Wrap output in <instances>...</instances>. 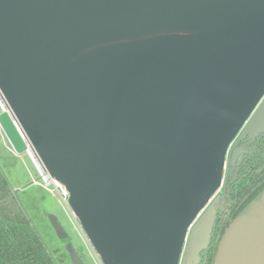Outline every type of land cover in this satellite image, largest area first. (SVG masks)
<instances>
[{"label": "water", "instance_id": "1", "mask_svg": "<svg viewBox=\"0 0 264 264\" xmlns=\"http://www.w3.org/2000/svg\"><path fill=\"white\" fill-rule=\"evenodd\" d=\"M193 1L0 0V128L71 188L107 264H177L185 228L223 180L242 105L254 103L244 136L264 130V0H244L220 35L208 27L229 0ZM205 47L218 51L201 68ZM215 217L213 205L192 228L184 264L199 262ZM212 264H264V187Z\"/></svg>", "mask_w": 264, "mask_h": 264}, {"label": "rangeland", "instance_id": "2", "mask_svg": "<svg viewBox=\"0 0 264 264\" xmlns=\"http://www.w3.org/2000/svg\"><path fill=\"white\" fill-rule=\"evenodd\" d=\"M243 1L244 0H229L228 5H230L231 13H224L222 16V11L215 13L213 15L214 17L212 19V24L208 27L209 31L220 35L221 31L223 30V26L229 23V27L232 24V16L239 13ZM199 4H202L200 0H198L197 3L193 1V3H190V9H193V7L198 9ZM201 8L202 6L200 7V9ZM260 16L261 13L257 14L254 20L255 24H252V26L248 28L247 34L249 35L246 39H244V44L241 47V50H245L246 46L248 45L250 35L256 32V29L258 28L256 22L260 20ZM233 26L234 24L227 28V30L231 29ZM206 49H208L209 51L207 52ZM217 51L218 49H209L206 47L205 49L202 48L201 50L196 49L195 53L197 54L199 66L202 68V66L206 64H212L211 61L215 58ZM233 53L234 52L226 51L223 55L224 57H227ZM244 64L245 63L243 62V60L237 62V65L239 66H243ZM230 68L232 67L230 66ZM254 100L255 99L252 98L251 102H254ZM2 101L4 103L3 98ZM251 105L246 108V105L244 104L240 108L238 119H241L234 130V142H237L239 137L244 132L242 123L248 116V113L250 112L254 103ZM36 156L37 154L34 153V158H36ZM226 166L227 158L225 161L223 174H225ZM0 171L6 177L9 187L17 197L21 207L29 216V219L31 221V228L39 232L40 236L42 237L43 241L45 242L46 246L54 256L58 264H72V262L67 251L65 240L57 234L55 228L49 220L50 214H53L57 218L58 222L66 231L68 240L73 244V246H80L86 252L89 261L92 264H107L94 238L90 234L81 215L75 207L73 201L74 193L71 188L68 186L70 189V194L67 198V203H65L61 199H58V197L53 195L51 192H49L42 185L35 184L34 180H38L41 182V178L36 171L33 160L27 152L17 154L11 147L1 128ZM222 184L223 180L221 181L220 185L217 186L209 194L206 204L200 210L201 214H204L207 211V209L212 205L213 200L222 192ZM179 263H183L182 258L179 259Z\"/></svg>", "mask_w": 264, "mask_h": 264}, {"label": "trees", "instance_id": "3", "mask_svg": "<svg viewBox=\"0 0 264 264\" xmlns=\"http://www.w3.org/2000/svg\"><path fill=\"white\" fill-rule=\"evenodd\" d=\"M243 143L241 158L233 165L230 158L223 178L222 192L211 206L216 217L209 246L198 264H212L217 243L228 223L264 187V130L255 139L248 136ZM245 198V199H244ZM29 216L11 191L0 171V264H58L39 232L31 228ZM75 250L83 264H92L80 247Z\"/></svg>", "mask_w": 264, "mask_h": 264}, {"label": "built area", "instance_id": "4", "mask_svg": "<svg viewBox=\"0 0 264 264\" xmlns=\"http://www.w3.org/2000/svg\"><path fill=\"white\" fill-rule=\"evenodd\" d=\"M1 103H3V101L0 95V104ZM3 105L5 106L4 103ZM31 159L33 160L36 171L41 178V182L38 180H34V183L42 185L49 192L58 197V199H61L63 202L67 203V198L70 194V189L68 188L66 182L59 177L51 176L50 173L42 165V163L37 159V157L34 158V154Z\"/></svg>", "mask_w": 264, "mask_h": 264}, {"label": "flooded vegetation", "instance_id": "5", "mask_svg": "<svg viewBox=\"0 0 264 264\" xmlns=\"http://www.w3.org/2000/svg\"><path fill=\"white\" fill-rule=\"evenodd\" d=\"M264 96V95H263ZM263 96H262V98H263ZM261 98V99H262ZM261 99H260V101H261ZM260 101H259V103H260ZM258 103V104H259ZM257 104V105H258ZM256 107L257 106H255V108L253 109V111H252V113L251 114H249V116L250 115H252L253 113H254V111H255V109H256ZM251 117V116H250ZM244 127H245V125L244 126H242V128L244 129ZM242 129V130H243ZM245 137L246 136H244V132H243V136H242V140L243 139H245ZM235 141V138L232 140V142H231V144H230V146H229V153L227 154V160L230 158V156H231V153H232V150L233 149H235V148H240V151H239V153L237 154V157H236V159H235V161H234V163H233V165H235L236 164V162L238 161V160H240V156H241V153L244 151V148L242 147V144L243 143H241V144H239V143H237L236 144V142H234ZM223 176H224V174H223ZM224 178V177H223ZM245 199V198H244ZM203 214H201V212H200V210L197 212V214H195L194 216H193V218L190 220V222H189V224H188V226L185 228V230H184V236H186V241H185V245H184V247H182V252H180V254H179V259H181L182 258V260H183V263L182 264H184V258H185V254H186V248H187V244H188V241H189V236H190V234H191V230H192V228L195 226V224L199 221V219H200V217L202 216ZM67 241H69V240H67ZM67 241H65V242H67ZM210 243V242H209ZM209 246V245H208ZM205 250V249H204ZM204 250H202V252L204 251ZM202 252L200 253V260H199V262L201 261V259H202ZM198 262V263H199ZM197 263V264H198ZM177 264H180L179 262L177 263Z\"/></svg>", "mask_w": 264, "mask_h": 264}, {"label": "bare ground", "instance_id": "6", "mask_svg": "<svg viewBox=\"0 0 264 264\" xmlns=\"http://www.w3.org/2000/svg\"><path fill=\"white\" fill-rule=\"evenodd\" d=\"M0 107H4L3 103L0 104ZM28 154L30 155V157H33V153L31 150L28 151Z\"/></svg>", "mask_w": 264, "mask_h": 264}]
</instances>
